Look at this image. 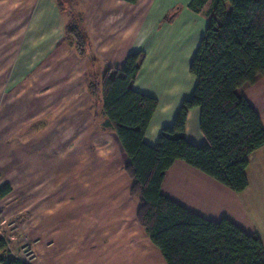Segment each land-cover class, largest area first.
Returning <instances> with one entry per match:
<instances>
[{
    "label": "crops",
    "instance_id": "1",
    "mask_svg": "<svg viewBox=\"0 0 264 264\" xmlns=\"http://www.w3.org/2000/svg\"><path fill=\"white\" fill-rule=\"evenodd\" d=\"M78 1L96 72L120 68L128 53L143 51L132 86L157 99L144 135L154 145L194 88L189 64L200 40L196 25L206 15L190 9V0ZM60 14L55 0H0V22L31 24L26 37L35 39L30 50L37 57L22 72L13 67L15 100L7 106L0 99V185L11 187L0 199V217H10L18 234L9 248L16 252L25 238L33 242L31 264H167L137 221L128 157L103 128L100 98L93 104L85 85L89 61L59 42ZM9 68L0 61V81ZM239 93L264 128V76ZM29 123L32 133L21 137ZM184 134L205 143L198 107L189 109ZM247 158L242 192L182 160L169 167L160 191L208 220L229 219L264 245V145Z\"/></svg>",
    "mask_w": 264,
    "mask_h": 264
},
{
    "label": "trees",
    "instance_id": "2",
    "mask_svg": "<svg viewBox=\"0 0 264 264\" xmlns=\"http://www.w3.org/2000/svg\"><path fill=\"white\" fill-rule=\"evenodd\" d=\"M77 0H55L60 13H69L63 37L76 53H90V40ZM135 3L137 0H124ZM208 0H190L188 7L201 11ZM207 23L189 64L194 88L178 107L171 124L161 128L154 145L144 141L153 112L154 96L132 86L143 51L127 54L120 68L87 72L86 87L98 95L106 119L103 128L123 147L131 180L129 194L138 200L137 221L160 250L167 264H264V245L227 218L208 220L161 193V183L175 160H182L239 193L247 187L248 155L264 145V128L254 108L239 93L264 76V0H212ZM92 68V67H91ZM199 108V128L205 143L185 137L189 109ZM11 191L0 185V199ZM0 256V264H29Z\"/></svg>",
    "mask_w": 264,
    "mask_h": 264
},
{
    "label": "rangeland",
    "instance_id": "3",
    "mask_svg": "<svg viewBox=\"0 0 264 264\" xmlns=\"http://www.w3.org/2000/svg\"><path fill=\"white\" fill-rule=\"evenodd\" d=\"M75 2H76L75 3V8L77 10H80V11L83 12L79 1L77 0ZM211 2H212V0H208L206 2V4L204 5V7L201 9V14H204V16H205L206 10L211 5ZM68 15H70V14L69 13L68 14L67 13H61L60 14L59 18L61 19L62 28L61 29L57 28V30H56L57 32L62 30V32L64 33V22L66 20H68ZM205 20H204L205 23L202 22V21H199V23L196 25L195 34H196V36L199 35L200 38H201V36L204 33V30H205V27H206V23H207V17H206ZM30 25L31 24H18L17 25V24H14V23L0 22V51L1 52H3V51L5 52V53L0 54V59L2 60V63L3 62L9 63V66H10L9 71H7V74L5 73L4 76H2V80L0 81V99L3 98L4 103L7 100V102L5 103V105H7V106L11 102V100H13V99L15 100L16 89L18 87V85H15L14 82L11 83V81L9 80V78L11 76V73L14 75L15 72H16V70L12 71L13 67H14V69L15 68H19V72H22L23 69L27 65L32 66L33 65V61L37 58L36 56L34 57V55L31 54V50H30V47H31L30 44L33 41H35V39H33V40L30 39L29 40V37H26L28 26H30ZM21 30H23V33L20 32ZM59 42L60 43H65L71 49L75 50L74 43L69 38L61 37ZM93 56H95V55H93ZM87 59L89 61V58H87ZM95 66H97L99 68L100 65L97 64ZM95 66H94V68H93V65L91 66L92 67V69L90 70L91 74L96 73ZM98 73H100L99 70H98ZM87 78H88V76L86 75L85 76V79H86L85 83L86 84H87V80H88ZM88 92H89V90H88ZM25 93H26V91H24V94ZM90 94H91V96H93V100H94L93 104L97 103V102H95V99L96 100L99 99V98H97L98 95H93L92 93H90ZM6 98H8V99H6ZM33 127H34V124L29 123L24 128H21V131H19V135L20 136L21 135L29 136L32 133L33 129H34ZM6 218L8 220L10 217H6ZM0 222H1V217H0ZM15 223H16V221H15ZM1 227H3L4 229L7 230V231H5V233L8 232V226L6 227V225H2ZM14 235H18L17 231L14 232ZM6 252H7L6 247L0 241V256L5 254Z\"/></svg>",
    "mask_w": 264,
    "mask_h": 264
},
{
    "label": "built area",
    "instance_id": "4",
    "mask_svg": "<svg viewBox=\"0 0 264 264\" xmlns=\"http://www.w3.org/2000/svg\"><path fill=\"white\" fill-rule=\"evenodd\" d=\"M2 225L8 226V232L5 233V230ZM16 231V225L14 224L13 221H10L9 219L5 217H1V222H0V241L4 244L6 249H8L11 253L12 256L18 257L22 259L23 261L31 264V261L34 258V251H33V242L27 240L26 238L24 239V242L22 245L19 247V249L16 252H12L9 248V240L12 239L14 232Z\"/></svg>",
    "mask_w": 264,
    "mask_h": 264
}]
</instances>
